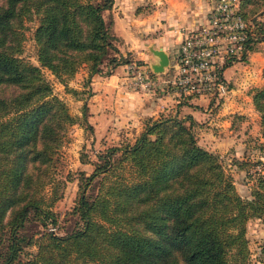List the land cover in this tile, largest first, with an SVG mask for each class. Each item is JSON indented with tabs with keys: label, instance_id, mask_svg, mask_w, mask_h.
Here are the masks:
<instances>
[{
	"label": "trees",
	"instance_id": "16d2710c",
	"mask_svg": "<svg viewBox=\"0 0 264 264\" xmlns=\"http://www.w3.org/2000/svg\"><path fill=\"white\" fill-rule=\"evenodd\" d=\"M113 4L5 0L0 5L2 264H246L248 222L264 217V161L254 164L262 168L252 198H243L220 155L199 144L193 118L178 114L148 119L134 143L110 146L99 155L74 208L80 225L66 235L45 231L36 253L20 259V230L29 216L43 227L58 221L52 209L58 197L44 196L50 179L43 173L69 128L81 122L90 126L87 105L82 118L73 116L42 68L69 88L82 67L88 70V85L104 66L129 63L117 55V37L104 17ZM263 7L264 0H241V14L252 32L250 51L264 41V28L256 18ZM33 16L39 19L34 32L39 66L21 57L25 22ZM253 102L264 139V85L255 89ZM39 166L45 167L42 172L31 171ZM102 175L97 196H87V188Z\"/></svg>",
	"mask_w": 264,
	"mask_h": 264
},
{
	"label": "rangeland",
	"instance_id": "374dc122",
	"mask_svg": "<svg viewBox=\"0 0 264 264\" xmlns=\"http://www.w3.org/2000/svg\"><path fill=\"white\" fill-rule=\"evenodd\" d=\"M149 1L144 5V8L146 6L145 10L147 12L152 11V7L154 6L152 0ZM4 2L5 0H0V5ZM261 9H264V7ZM256 18L264 28V11H260L256 15ZM38 24L39 19L36 16H33L30 20L25 22L26 40L24 42V51L21 57L39 66L37 45L34 38V32ZM153 36H155V34ZM126 58L139 66L146 67L147 65L144 61L137 60L135 57L130 56V53ZM263 65L264 41L259 42L256 46V50L251 51L249 54L248 59L239 64L240 68L250 70L254 75L258 73L260 76L261 72H259V70H261ZM42 70L44 76L52 84L54 93L67 103L70 113L73 116L82 118L83 107L87 105V91H89L86 89L88 78L87 68L82 67L76 76L69 81V88L60 83L50 70L44 67ZM102 70H108L107 72H109L110 67L104 66ZM262 86L255 88L251 86L246 88L244 92H242V101H239L242 103H251L249 99L252 98V103L254 104L253 93L256 88ZM75 89L78 91L77 94L73 92ZM232 94L233 91L228 100L232 98ZM177 99L180 98L177 97ZM192 100L195 102L204 101L208 103V100L196 98ZM216 105L218 107V103H216ZM256 112L258 113L257 110ZM258 115L260 117L259 113ZM248 118L249 119L245 121H241V116H238L234 125L228 124L227 126H222L220 120L213 121L209 126L211 128L210 131H207V133L209 132L211 135H209L206 142L210 145L209 148L211 150L216 151L217 154L220 155V159L226 171L233 176L239 194L243 198L251 199L255 178L258 176L260 168H262L261 165L255 166L254 164L258 161H264V149L262 148L264 139L262 136L260 119L258 121L251 116ZM87 119L88 125L90 126L83 125L81 122L69 128L66 140L55 155L53 163L48 170L43 173L45 179H50L43 191L44 196L51 199L53 196L55 197L56 194L58 197L52 206L58 221L56 225L48 222V226L43 227L35 220L32 214L29 216L25 227L20 230L23 246L20 256L22 261L31 258L36 253V242L45 231L50 230L57 235H66L80 225L79 217L74 214V208L78 204L80 195L83 191L82 183L86 181V177L94 172L96 164L99 161L98 156L105 153V150L110 146L134 143L144 129V127L141 129L140 126H133V124H130V126L111 131L107 138H100L99 135L101 134L97 133L94 126L89 121V113ZM146 122L147 120L144 123ZM197 139L198 142H201L200 137ZM235 148L239 149V151L237 152ZM242 161L246 164H240ZM44 168V166H39V168L32 167L31 171L33 173H40ZM102 179L103 175L95 179L91 186L87 188V196L89 195L91 198L97 196L102 184ZM10 216L11 214L8 215L5 221H7ZM247 238L249 240L250 257L246 264H264V217H254L248 222ZM0 264H2L1 258Z\"/></svg>",
	"mask_w": 264,
	"mask_h": 264
},
{
	"label": "crops",
	"instance_id": "0c3cea01",
	"mask_svg": "<svg viewBox=\"0 0 264 264\" xmlns=\"http://www.w3.org/2000/svg\"><path fill=\"white\" fill-rule=\"evenodd\" d=\"M148 1L114 0L113 7L105 11L104 17L110 24L112 33L117 37L116 45L119 49L117 55L126 57L130 53V56L144 61L146 67L151 69V66L158 62L151 48L164 49L173 62L179 51L181 29L195 28L205 22L210 2L209 0H152L154 5L152 11L147 12L144 5ZM134 63L130 61L118 65L109 72L103 70L95 74L86 86L91 92L86 100L89 121L97 133L101 134L100 138H107L111 131L130 124L140 126L142 129L146 120L157 119L162 114H178L180 117L191 116L195 121L194 131L197 138L201 139L199 143L217 153L211 150L206 142L211 135L207 131H210L209 126L213 121L220 120L222 126H227L234 125L238 116H241V121L249 119V116L258 121L260 119L252 98L249 99L251 103H242L241 98L246 88L264 85V65L259 70L261 76L240 68L239 64L227 68L225 74L232 83V98L224 103H218L217 107L216 103L204 101L181 102L182 100L165 89L163 84L149 91H135L128 88L127 75L129 67ZM166 71L167 69L163 73L156 74V77L162 80ZM236 151L238 152L239 149Z\"/></svg>",
	"mask_w": 264,
	"mask_h": 264
},
{
	"label": "built area",
	"instance_id": "2783aa9c",
	"mask_svg": "<svg viewBox=\"0 0 264 264\" xmlns=\"http://www.w3.org/2000/svg\"><path fill=\"white\" fill-rule=\"evenodd\" d=\"M205 22L182 28L176 59L159 80L150 68L131 64L128 88L149 91L159 84L176 97L224 103L233 91L226 70L248 59L251 27L241 14V0H209Z\"/></svg>",
	"mask_w": 264,
	"mask_h": 264
},
{
	"label": "water",
	"instance_id": "95a60500",
	"mask_svg": "<svg viewBox=\"0 0 264 264\" xmlns=\"http://www.w3.org/2000/svg\"><path fill=\"white\" fill-rule=\"evenodd\" d=\"M154 55L158 58V62L151 66V70L155 74L163 73L171 64L169 54L162 48H151Z\"/></svg>",
	"mask_w": 264,
	"mask_h": 264
}]
</instances>
